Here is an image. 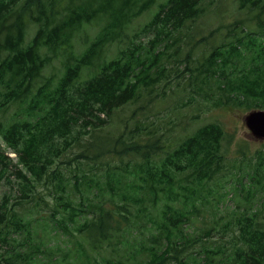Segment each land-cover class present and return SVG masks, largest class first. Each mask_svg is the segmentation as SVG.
<instances>
[{
  "label": "trees",
  "instance_id": "trees-1",
  "mask_svg": "<svg viewBox=\"0 0 264 264\" xmlns=\"http://www.w3.org/2000/svg\"><path fill=\"white\" fill-rule=\"evenodd\" d=\"M238 1L263 13L264 29V0ZM207 2L0 0V49L5 51L0 60V110L15 102L25 105L8 123L0 122L5 142L17 155L13 159L0 146V264H264V205L250 201L253 194L246 191L240 193L248 203L237 206L233 218L220 216L191 235L185 231L206 204L219 209L217 200L203 196V188L225 170L226 131L221 124H207L174 147L148 119L132 118L120 128L125 112L144 109L140 102L165 101V87L159 91L168 86L173 69L167 61L177 52L170 51L180 36L191 34L190 24L205 14ZM153 7L158 9L151 18L135 28ZM96 19L106 24L93 38L87 35L83 52L75 53L76 35ZM28 24L35 29L30 39ZM131 26L134 33L127 48L115 57H101L117 40L120 46L124 43ZM255 36L248 30L238 32L235 42L214 46L202 64L186 68L181 109L213 103L243 112L264 110V34ZM63 50L66 55L60 54ZM177 56L184 57L182 52ZM191 56L188 53V59ZM55 60L60 61L62 77L54 84L55 78H43L42 72ZM101 114L107 119L97 124ZM78 127L88 128L90 149L83 146L82 130L74 136ZM112 130L115 139L107 137ZM57 137L82 142L74 159L79 174L72 178L53 166L56 161L70 164L67 153L74 148L57 156L47 153ZM103 163L105 173H93ZM9 165L11 171L6 170ZM86 168L97 178H89ZM250 168L254 185H261L255 191L264 195L262 152ZM4 184L9 191L1 194ZM69 187L86 192L87 204L70 200ZM44 188L49 194L55 189L57 216L52 225L57 232L68 240L82 238L101 260L92 258L81 241L67 243L66 249L47 243L48 222L28 215L31 204L46 201ZM94 188L100 200L86 208ZM82 216L85 221L79 223ZM214 233L223 245L192 251L195 242L208 241ZM146 234V241L139 243L138 235Z\"/></svg>",
  "mask_w": 264,
  "mask_h": 264
},
{
  "label": "rangeland",
  "instance_id": "rangeland-1",
  "mask_svg": "<svg viewBox=\"0 0 264 264\" xmlns=\"http://www.w3.org/2000/svg\"><path fill=\"white\" fill-rule=\"evenodd\" d=\"M164 1L165 0H156L157 3ZM204 6L206 9L205 14L200 19H197L195 22L190 24L192 30L191 34H186L187 36H180L179 43L175 45L176 49L174 51H170L171 55H173L175 51L177 52L176 55L171 56V58H169L167 61V65H169V67L172 65L171 68L173 69L171 71V79L169 82H167L168 86L163 85L159 91L162 93V89L165 87V90L167 91L165 101L161 102L159 100L157 102H148L145 100L142 104L140 102L139 105H143L144 109L138 112L137 110H134L136 107H133L131 110L125 112L124 121L120 123V128H122L125 123H130L132 118H139L142 120L148 119L150 124L153 122L155 123L157 128H154L153 130H156L158 134L161 133V135L168 140L170 147L178 145L186 136L190 134L193 135L198 129L207 124L217 122L223 125L225 128L226 134L223 143V148L225 151V170L217 173L214 178L209 180L204 185L203 188V196L210 201L212 200L213 202L217 200L218 202L215 203L218 205L219 209L215 210L212 206L207 204L201 208L200 213L196 216V219L185 228L186 233L189 235L194 234L197 231L200 232L201 229L209 227L210 223L216 219H219L220 216L227 215L228 218H233L231 212L237 206H244L246 203H248L247 201H244L245 198L240 193L241 190L246 191L248 194H253L250 197V201H255L258 203V205H264V201L262 200L264 195L261 194L262 191L259 194L257 191H255L257 188L259 189L261 185H254V182L250 177L252 172L250 164L251 162L255 163L259 152L264 154V142L258 141L251 136L243 120L245 113L241 109L217 107L214 106L213 103L199 105L193 104L188 108L181 109V103L179 102L183 100L185 102L186 97L182 92V79L179 77L176 78V76L181 75L183 71L186 70L187 66L190 68H196L202 64L203 61L209 57L210 50L214 46H219L222 44L227 45V42H235V36L238 34V32L241 33L242 31L248 30L249 33H254L256 35L255 37H257V35L264 34V29L260 25L262 22L261 19L263 18V13L258 9H251L250 7L243 8L241 6V2L238 0H208ZM157 9L158 8L153 7L149 13H146L141 18H139L135 22V28H138L140 25L150 19ZM105 24V21L96 19L92 24L84 27L82 31L76 35V38L73 41L74 52L77 54L82 53L86 46L85 40L87 35H89V38H93L100 32ZM134 26H131L130 29L127 30V38L121 46L120 40H117L114 45H110L102 50L100 54L101 57L105 59L115 57L121 48H127L128 38L134 33ZM34 31V26L28 24L27 39L31 38V34H33ZM244 35L245 34H241V36ZM164 51L165 50H162L160 52ZM67 52V50H63L60 52V54L66 55ZM181 52L182 56L187 53H191V59H185V57L178 58L177 54L179 55ZM4 54L5 51L0 49V60L3 58ZM62 59H64V56L60 57V60ZM248 60L250 59L248 58ZM89 72L90 70L88 68L84 70V78L88 77ZM228 72L230 73L231 70H228ZM42 73L43 78H55V84L62 77L60 61L55 60L54 63L48 65ZM43 82L44 81L42 79L40 80L39 84ZM194 107L196 108L194 109ZM24 108L25 105L21 102H15L3 107L0 110V122L8 123L14 114H21ZM127 117L128 121H126ZM106 119L107 116L101 114L100 118H96V123L100 124L106 121ZM144 124L146 125V123ZM80 130L82 129L79 127L77 130L75 129L74 136L79 135L78 132ZM3 131L4 130L0 131L1 149L2 151L6 150L10 157H13V159L16 160L17 155L5 142ZM87 131L88 128L82 130V134L85 137L83 140V146H86L90 149L91 146L87 145V137L89 135L87 134ZM115 135L116 132L112 130L111 133L107 135V137H112L115 139ZM81 143L82 142H80V144H76L72 137L69 138L68 142H66L63 137H57L51 141L47 147V153L52 156L60 155L65 150L74 148L72 151L67 153L68 158L66 159H72L70 164L64 162L58 165L60 162L56 161L53 169L59 168L65 174V176L71 178L74 174H79L77 171L78 163L74 161V159L80 154L77 147H80ZM128 160V158L124 159V161ZM63 161L64 159H62V162ZM117 162L119 163L118 160ZM105 169H107V166L105 163H103L102 166L97 165L93 173L102 175L105 173ZM6 170L11 171L12 166L9 165L8 169ZM86 174L89 178H97L88 168H86ZM81 177L82 176H80V178ZM73 181L74 179L71 180L70 183H73ZM255 183L257 182L255 181ZM8 191L9 188L6 184H4L1 188V194H5ZM97 194L98 190L94 188L89 197L90 205H88L86 208H90L92 203L95 204L94 201L100 200ZM66 195L75 204H87L86 192L79 194L72 187H69ZM54 196V188H51V194H49V191L44 188L42 198L46 201H42L38 205L31 204L29 206L30 212L28 215L32 214L34 217L44 218L50 225V231L48 230L50 233L46 238L47 243L50 246H58L60 249H66L68 246L67 243H71L72 241L75 243L81 241L87 248V251L92 256V258L96 256L99 260H101L99 257L100 255L97 256L96 252H94L90 248V245L86 241L82 240V238L74 236V238L68 240L66 239L67 237L61 232H57L56 228L52 225V220H55L57 216L55 213L56 208H54ZM78 221L79 223H84V216L79 217ZM222 221L223 220H220V222ZM144 222H147V220H144ZM149 224L150 223L148 222L147 225ZM213 235L214 237L208 239V241L204 239L203 242H195L192 245V251L195 252L202 250L204 246L214 249L215 247L218 248L219 246L223 245V243L219 241L220 239L218 235L216 233ZM197 237L198 236L195 238ZM146 238L147 234L138 235L137 239L139 243H141L142 241H146ZM146 244L150 245L149 243ZM144 255L145 251H143V256Z\"/></svg>",
  "mask_w": 264,
  "mask_h": 264
},
{
  "label": "water",
  "instance_id": "water-1",
  "mask_svg": "<svg viewBox=\"0 0 264 264\" xmlns=\"http://www.w3.org/2000/svg\"><path fill=\"white\" fill-rule=\"evenodd\" d=\"M246 126L251 134L261 141H264V110L252 111L244 117Z\"/></svg>",
  "mask_w": 264,
  "mask_h": 264
}]
</instances>
